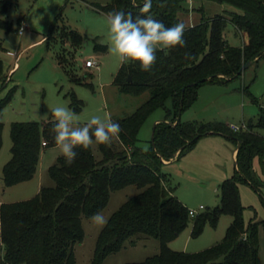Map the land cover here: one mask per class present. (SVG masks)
Segmentation results:
<instances>
[{"label": "trees", "instance_id": "16d2710c", "mask_svg": "<svg viewBox=\"0 0 264 264\" xmlns=\"http://www.w3.org/2000/svg\"><path fill=\"white\" fill-rule=\"evenodd\" d=\"M199 1L235 9L209 13L204 3L195 5ZM16 2L0 0V27L5 30L11 29V23L3 18ZM144 2L110 0L104 5H91L108 16L124 11L131 12L133 18L150 15L166 27L183 23L185 43L157 50L156 61L149 71L140 70L138 62L121 65L114 77L119 90L133 95L149 92L150 97L132 114L112 120L119 124L120 130L112 136L116 140L97 144L101 159L96 158L91 145L88 149L77 147L71 165L61 155L49 167L53 186H42L32 198L0 204L3 247L0 264H77L74 246L85 237L82 217L100 213L108 205L111 192L129 185L141 191L110 216L98 235L92 264H103L110 254L120 251L127 241L135 242L140 235L158 239L160 251L143 261L126 264H260L258 236L264 220L246 223L238 182L243 180L258 187L252 171L254 159H264V134L260 133L264 131V101L245 87V93L258 106V115L239 130H233L224 121H183L181 116L197 100L202 84L227 83L239 78L245 63L264 56V0H151L148 13H141ZM195 12L199 18L191 22ZM229 24L238 35L246 36L242 46L228 41ZM63 39L77 47L83 42V36L76 30L65 31ZM95 49L103 52L106 46L97 45ZM5 75L0 59V79ZM74 81L87 84L80 78ZM11 95L12 92L0 101V150L3 108ZM169 99L172 106L167 108ZM70 105L74 112H79L83 102L73 95ZM160 108L166 110V117L153 127L151 145L144 149L139 145L141 128ZM52 122L53 117L41 123L11 124V158L3 167L6 187L33 179L43 151L56 147ZM207 135H221L235 143L236 172L220 185L218 206L191 216L190 209L174 195L163 166L177 153L178 156L188 153ZM222 214L231 215L233 220L221 242L192 253L169 247V242L191 222L192 236H197L207 223L216 226Z\"/></svg>", "mask_w": 264, "mask_h": 264}, {"label": "rangeland", "instance_id": "374dc122", "mask_svg": "<svg viewBox=\"0 0 264 264\" xmlns=\"http://www.w3.org/2000/svg\"><path fill=\"white\" fill-rule=\"evenodd\" d=\"M110 0H17L4 20L11 23V29L0 27V59L6 75L0 79V101L12 92L11 99L3 108V145L0 150V200L20 201L33 197L30 185L17 184L6 187L3 181V167L11 158V124L15 121L44 122L52 117L51 109L65 105L70 110L73 95L83 102L82 110L74 112L81 121L92 115L111 120L132 114L150 97L149 92L141 95L122 93L114 84V77L122 63L109 51L108 15L97 11L91 3L101 5ZM209 12L222 13L230 5L215 2H196ZM194 5V6H195ZM199 8V7H198ZM198 12L194 13L199 18ZM186 21L189 19L186 18ZM23 30L20 34L19 31ZM76 30L83 36L80 47L72 46L63 39L65 31ZM227 39L234 46H242L246 36L238 35L229 24ZM51 37L49 41L47 38ZM97 45L106 51L97 52ZM95 59L97 66L87 67V59ZM65 59L67 61H65ZM16 67L14 69V66ZM13 69L12 73L10 70ZM80 78L87 84L78 83ZM261 102L264 101V56L249 65L239 78L227 83H204L198 89V98L183 112V121H224L246 128L250 119L258 115V106L252 102L244 89ZM167 108L172 106L169 99ZM166 117V110H156L145 122L139 134V145L148 149L151 145L154 124ZM156 120H158L156 122ZM156 122V123H155ZM264 134V131H260ZM111 140H116L112 137ZM97 159L102 153L97 143H92ZM236 145L227 137L207 135L182 156L165 161L163 172L169 177L174 195L189 209L199 213L218 206L221 202L220 185L235 172L233 155ZM61 156L57 148H50L43 157V186L55 184L49 167ZM178 156V157H177ZM167 162V163H166ZM253 177L257 188L246 181H239L241 201L244 205L246 223L264 220V159L253 161ZM37 180V179H36ZM38 181H32L35 184ZM141 190L135 185L111 192L108 205L99 213L104 223L95 222L92 217H82L85 237L74 246L77 264H92L96 241L110 216L130 197ZM201 206L203 208L201 209ZM233 218L222 214L216 226L205 225L203 232L192 236V222L169 247L176 251L198 252L221 242ZM259 262L264 264V227L259 229ZM160 251L159 240L140 235L135 242L127 241L124 247L110 254L103 264H126L140 262ZM3 249L0 247V262Z\"/></svg>", "mask_w": 264, "mask_h": 264}, {"label": "clouds", "instance_id": "9594fccd", "mask_svg": "<svg viewBox=\"0 0 264 264\" xmlns=\"http://www.w3.org/2000/svg\"><path fill=\"white\" fill-rule=\"evenodd\" d=\"M151 0H145L140 7L141 13H148ZM109 51L118 57L122 64L137 63L142 71H149L156 61L159 49H170L183 45L185 25L176 23L166 27L163 22L148 16L133 18L132 13L116 11L108 17ZM53 117L55 146L71 165L75 159L77 147L88 149L93 142L107 144L111 137L119 133L120 126L105 116L92 115L86 121L65 105L51 109ZM92 219L100 224L104 218L95 214Z\"/></svg>", "mask_w": 264, "mask_h": 264}, {"label": "crops", "instance_id": "0c3cea01", "mask_svg": "<svg viewBox=\"0 0 264 264\" xmlns=\"http://www.w3.org/2000/svg\"><path fill=\"white\" fill-rule=\"evenodd\" d=\"M194 14V13H193ZM196 20V18L195 17H191V22H194ZM15 67H16V64H15V66H14V69H15ZM12 71H13V69H11L10 70V73H12ZM158 120H156V122H157ZM155 122V123H156ZM54 148H56V147H54ZM50 148H47V149H45L44 151H43V153H42V155H41V159H40V163H39V166H38V170H37V173H36V175L34 176V178L33 179H31L30 181H27V182H24V183H22V184H25V185H30V187H31V191L33 192V194H34V196L40 191V189H41V187L43 186L42 184H43V157H44V155L46 154V151H48ZM233 155H234V158H235V163H236V155H237V149H235L234 150V152H233ZM176 159V158H175ZM172 160H174V159H172ZM167 162H169V161H167ZM166 162V163H167ZM235 167H236V164H235ZM37 179V180H36ZM32 181H38L37 183H35V184H28V183H32ZM33 196V197H34ZM28 199L30 198V197H27ZM32 198V197H31ZM16 200H14V201H10V202H15ZM4 202H6V201H4V200H0V204H2V203H4ZM0 247L3 249V247H2V244H1V237H0ZM2 259V258H1Z\"/></svg>", "mask_w": 264, "mask_h": 264}, {"label": "built area", "instance_id": "2783aa9c", "mask_svg": "<svg viewBox=\"0 0 264 264\" xmlns=\"http://www.w3.org/2000/svg\"><path fill=\"white\" fill-rule=\"evenodd\" d=\"M19 33L20 34H22L23 33V30L21 29L20 31H19ZM85 65L87 66V67H94L95 65L97 66V62H96V60L95 59H87L86 61H85ZM231 126V128L233 129V130H239L241 127L239 126V125H237V124H231L230 125ZM203 208V206H201V209ZM189 213H190V215L191 216H196L198 213H199V211L198 210H196V209H190L189 210ZM0 230H1V222H0Z\"/></svg>", "mask_w": 264, "mask_h": 264}, {"label": "water", "instance_id": "95a60500", "mask_svg": "<svg viewBox=\"0 0 264 264\" xmlns=\"http://www.w3.org/2000/svg\"><path fill=\"white\" fill-rule=\"evenodd\" d=\"M253 63V60H250V61H248L247 63H245L242 67H241V69H240V71H239V73H242L249 65H251ZM154 126H155V124H154ZM152 139H153V133H152ZM239 146V145H238Z\"/></svg>", "mask_w": 264, "mask_h": 264}]
</instances>
